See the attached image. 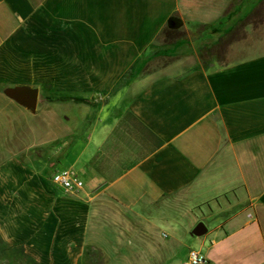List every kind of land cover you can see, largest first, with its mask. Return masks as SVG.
<instances>
[{
    "label": "crops",
    "instance_id": "obj_1",
    "mask_svg": "<svg viewBox=\"0 0 264 264\" xmlns=\"http://www.w3.org/2000/svg\"><path fill=\"white\" fill-rule=\"evenodd\" d=\"M231 4L0 0L1 235L61 262L85 246L104 264L151 262L156 214L200 223L201 245L198 210L217 217L196 249L206 264H264V16L219 58L145 67L147 56L216 53L204 43L246 8ZM166 23L178 33L163 39ZM16 87L35 90L32 108L4 93ZM18 136L39 145L42 172L17 164ZM43 166L73 170L81 187L63 191Z\"/></svg>",
    "mask_w": 264,
    "mask_h": 264
},
{
    "label": "rangeland",
    "instance_id": "obj_2",
    "mask_svg": "<svg viewBox=\"0 0 264 264\" xmlns=\"http://www.w3.org/2000/svg\"><path fill=\"white\" fill-rule=\"evenodd\" d=\"M242 2H244L246 8L235 11L236 13L238 12L237 14L240 17L239 20L235 22L236 24L226 33H219L213 42L204 43L205 45L202 47V52L210 50L216 53H195V55L192 53H168L160 56H147L145 67H150L173 58H182L187 62V65H193L195 63V57H197L198 60H202L203 56L206 54H212L214 57L219 58L224 43L228 39L239 34L243 22H254L264 16V0H232L231 6L241 5ZM169 19L170 21H174V17L172 16ZM167 27H169L168 23L161 29L160 36L163 39L178 33V31L175 30L176 27H173L175 28L174 30ZM200 31L202 32L197 38L205 36L207 32L206 29ZM147 50H149V48H147L146 51ZM23 139L22 136H18L14 140L15 144H19L20 147L15 155L17 164L21 167L26 166L38 172H42L39 170L41 154L39 145H33L31 148L24 149ZM54 165H56L55 167H61L60 163H55ZM42 168V175H44V177H49L51 167L43 166ZM171 211L172 210H160V212L156 214V217H162L161 220H157L152 228L148 230V236L152 241L150 250H152V254L154 255V258L151 257L153 260L143 263L120 264H180L185 258V253L188 249L196 250L199 249L200 246L202 251L205 248L207 245V237L211 234L210 229L217 217L213 215L200 217L198 210H195L198 214L197 221H201L207 230L205 240L199 245L202 235L195 236L189 233V229L193 224L187 226L183 216H176L173 214V211ZM128 242L133 243L134 239L130 237ZM0 243L6 246L4 250H0V264H104L102 254L95 246H85L81 248L79 254L75 255L74 253L72 257L75 261L61 262L55 252L50 254L47 253L46 248L25 246L22 241L12 240V238L3 236L1 233Z\"/></svg>",
    "mask_w": 264,
    "mask_h": 264
},
{
    "label": "built area",
    "instance_id": "obj_3",
    "mask_svg": "<svg viewBox=\"0 0 264 264\" xmlns=\"http://www.w3.org/2000/svg\"><path fill=\"white\" fill-rule=\"evenodd\" d=\"M50 181L65 192H75L81 187V181L69 168L59 169L50 174ZM205 258L196 250L188 249L180 264H204Z\"/></svg>",
    "mask_w": 264,
    "mask_h": 264
},
{
    "label": "water",
    "instance_id": "obj_4",
    "mask_svg": "<svg viewBox=\"0 0 264 264\" xmlns=\"http://www.w3.org/2000/svg\"><path fill=\"white\" fill-rule=\"evenodd\" d=\"M6 95L15 100L18 104L32 108L35 102V90L23 87L8 88L4 91ZM204 231V228L200 223H196L190 230L194 235H197Z\"/></svg>",
    "mask_w": 264,
    "mask_h": 264
},
{
    "label": "trees",
    "instance_id": "obj_5",
    "mask_svg": "<svg viewBox=\"0 0 264 264\" xmlns=\"http://www.w3.org/2000/svg\"><path fill=\"white\" fill-rule=\"evenodd\" d=\"M229 40V39H228ZM66 98H69V97H66ZM70 99L74 100V101H83L82 98H78V97H70ZM6 248L5 245H3V243H0V250H4Z\"/></svg>",
    "mask_w": 264,
    "mask_h": 264
}]
</instances>
